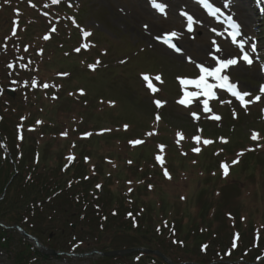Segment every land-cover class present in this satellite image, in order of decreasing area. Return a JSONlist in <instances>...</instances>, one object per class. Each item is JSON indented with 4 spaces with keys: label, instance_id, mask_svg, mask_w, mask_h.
<instances>
[{
    "label": "rangeland",
    "instance_id": "1",
    "mask_svg": "<svg viewBox=\"0 0 264 264\" xmlns=\"http://www.w3.org/2000/svg\"><path fill=\"white\" fill-rule=\"evenodd\" d=\"M50 6L51 9H43ZM139 6V0H0V83L3 87L11 86L13 81L24 88L33 86L38 91L37 97L33 91L22 95L17 92L18 100L31 97L39 105L32 103L17 109L46 120H60L63 127L67 122L66 135L62 133L64 141L69 144L77 137L84 139L82 154L93 157L85 160H90L91 167L100 173L98 179L103 181L100 184L106 183L103 191L122 190L124 179L139 184L150 203L154 200L161 203L162 214L179 220L181 239L193 252L197 251L193 244L197 243L198 234L205 239L213 233L228 239L225 250L236 223L241 229L247 227L255 239L259 226L264 228V94L260 93V83L264 82L260 70V64L264 63V12L261 19L254 16L253 26L246 30L258 33L262 59H257L253 66L241 63L225 72L241 92L250 93L245 97L250 102L245 106L230 92L219 91L216 100L220 102L207 100L205 108V99L200 97L180 104L181 99H186L184 88L195 86L182 84L180 80L177 83L172 75L175 72L182 79L190 80L189 77L197 75L196 63L215 62L211 56L205 58L209 49H213L211 34H204L201 28L189 32L186 21L181 20L179 24L188 34L185 40L190 47L187 49L182 42L187 55H177L160 41L162 35L175 31L174 18L171 23L163 19L153 28L149 19L136 17ZM57 7L76 8L79 18L68 15L72 11L65 9L64 16L68 15L70 21L66 22L67 28L62 27L64 35L52 36L45 43V54L32 42L48 37L46 31L55 25L58 29L59 18L52 17L59 11ZM18 24L19 29L15 31ZM60 41L65 42L63 47ZM84 45L89 50L87 53ZM201 47L205 49L201 51ZM66 50H74L76 55L66 56ZM89 57L98 61L100 68L96 71L86 69L93 66ZM57 70H66L69 77L62 80H68L62 91L61 82L55 77ZM156 71H162V81L156 79L159 76ZM149 82L155 91L148 86ZM48 84L51 88L47 89L44 85ZM47 90L51 93L47 94ZM52 93L59 95L55 101L59 106L48 107L47 98ZM257 95L260 100H255ZM155 101H161V105L158 107ZM7 113L18 121L13 111ZM216 116L220 119H215ZM253 133L258 134L256 140L252 139ZM53 141L48 144L49 149L60 144ZM197 148L199 151H194ZM247 158H251L249 163ZM222 164L228 165L227 175ZM165 170L170 178L164 174ZM142 176L154 183V189L147 190L139 183ZM226 211L235 215L226 218ZM200 226H203L202 232L205 227L209 231L201 233ZM71 238L61 237L60 245L68 249L67 241ZM232 239L235 245L241 237L237 239L234 233ZM247 239L242 238L243 247L250 244L248 239L245 245ZM85 240V246L93 244L92 238L85 237ZM112 240L118 246L130 241L113 233L109 241ZM171 250L194 256L180 246L172 245ZM213 254L217 252L213 250ZM67 257L50 264L136 262L131 257L128 262L109 263L97 253ZM1 263L8 264L6 259Z\"/></svg>",
    "mask_w": 264,
    "mask_h": 264
},
{
    "label": "trees",
    "instance_id": "2",
    "mask_svg": "<svg viewBox=\"0 0 264 264\" xmlns=\"http://www.w3.org/2000/svg\"><path fill=\"white\" fill-rule=\"evenodd\" d=\"M12 108L15 110L14 106ZM9 122V118L3 121L0 137L13 154L16 167L13 169L12 163L0 154L1 222L20 225L37 236L44 245L56 250L66 248L60 245L61 237L86 236L92 238L94 244L88 247L90 250L97 248L105 252L143 246L160 249L175 262L191 259L171 250L172 245L179 244V220L162 215L159 201L150 203L140 187L131 185H125L122 190L108 188L103 191L104 187L100 190L97 187L98 178L88 173L80 161L67 164L65 155L69 150H79V145L53 146L49 149L46 135L52 128L49 124L42 133L29 132L18 140ZM87 174L89 176L85 177ZM112 233L114 236L128 237L130 244L120 247L115 240L110 242ZM198 235L197 242H200L204 237ZM80 240L82 243H78L83 245L84 239ZM215 245L221 246L218 242ZM72 246L73 243L68 244V247ZM80 247V251L84 250ZM139 254L140 261L150 259L155 264H163L155 255ZM132 255L103 259L114 263ZM60 258L40 251L17 229L0 226V264L2 259H6L8 264H47ZM192 261L189 264L211 262L207 260L206 253L196 254Z\"/></svg>",
    "mask_w": 264,
    "mask_h": 264
},
{
    "label": "snow or ice",
    "instance_id": "3",
    "mask_svg": "<svg viewBox=\"0 0 264 264\" xmlns=\"http://www.w3.org/2000/svg\"><path fill=\"white\" fill-rule=\"evenodd\" d=\"M54 2H59V0H54ZM151 2H152V6L156 10H158L161 14H165L166 15V9H167V5L166 4L160 2V0H151ZM200 2L202 4L208 6V10H209V12H210V14L212 16H217L219 13L222 12L221 8H217V7H214V6H209L208 5V0H200ZM228 2L230 4L231 0H228ZM225 6H227V5H225ZM181 15L186 20V25H187L188 31L189 32L193 31L194 30L193 26L196 23H198V22L195 20V18L192 15H190L187 12H182ZM227 20H228L229 25H230V27L232 29V32L230 33L231 38H232V42L235 43L237 45V47L241 50L242 55L240 57L220 59L216 55V53H210V56L216 62L217 66L214 67V68H208V67H205L203 64L198 65V67L200 68L201 73H202L200 75V77L197 80H195V81L178 78V79H180V82L182 84H193L194 83L198 88L199 87L203 88L205 95H210L212 93V89H213L214 85L209 84V83L206 82V76L204 75L205 73L208 74V75L216 76L217 79L221 82L220 86L223 87V86H225V82H227L229 78L226 75H220L222 73V71H224L226 68H228L230 66L236 65L240 60H243V62L247 63L249 66L253 63V59H252L251 53L246 50V45L248 44V41H246L244 39H241L242 32H241L240 24L236 20H234L231 15L227 16ZM212 31H216V30L212 29ZM84 35L87 36V35H90V33H84ZM178 35L179 34L177 32L173 31L171 33H166L164 35L163 39H164L165 43H167L170 47L176 48V45L172 42V40H173V38H177ZM44 38L48 39L47 36H45ZM158 39H159V37H158ZM213 46L216 48L217 52H219L221 50L219 45L216 44L215 41H213ZM251 48H252V51H255L256 50V45L253 43L251 45ZM176 50L180 51V49H178V48H176ZM77 51H79V49H77ZM144 79L146 81L149 80L147 75L144 76ZM156 79L159 80L160 77L157 76ZM44 86L48 87V85H44ZM148 86L150 88H153V91H155V88L153 87V85L150 82H149ZM227 87H228V90L231 91L234 96H236L243 104H245V106L247 105V103L250 102V101H246L245 100V97L249 96L250 93L239 91L238 89H236L235 85H233L231 83H228ZM260 93L264 94V85L260 86ZM187 95L188 96H193V95H196V93H187ZM255 100H260V96L257 95L255 97ZM155 103H156V105L158 107L161 105V101H155ZM179 103L180 104H186V103H188V100L187 99H181L179 101ZM204 104H205V108H207L208 101L205 100ZM214 118L217 119V120L220 119V117H218V116H216ZM157 119H159V116H157ZM65 135H66V133H65ZM257 138H258V134L253 133L252 139L256 140ZM195 139L198 141L200 139V137L197 136V137H195ZM131 143L138 144V143H140V141H133ZM205 143H211V141H205ZM194 151H199V149L198 148L194 149ZM71 158L72 157H69V159H71ZM157 159H160V157H157ZM233 163L234 164L238 163V161H233ZM221 166L224 169V174L227 175L228 174V165L227 164H222ZM164 174L166 176H169V173L167 172V170H165ZM169 178H170V176H169ZM97 187H99V185ZM237 239H238V234H237ZM203 247L206 249L207 245H205Z\"/></svg>",
    "mask_w": 264,
    "mask_h": 264
},
{
    "label": "bare ground",
    "instance_id": "4",
    "mask_svg": "<svg viewBox=\"0 0 264 264\" xmlns=\"http://www.w3.org/2000/svg\"><path fill=\"white\" fill-rule=\"evenodd\" d=\"M164 4L167 5L168 8V16L169 18L173 19L175 22H179L181 18L182 12H187L190 15H192L195 20L198 22L199 26L204 28V34L211 33L216 34L219 33L220 36L223 35V30L221 25H217L211 20H208L206 17L203 16V14L200 12L199 7L192 1V0H161ZM140 2V12H136V17L139 16L145 17L149 19L151 26L154 28L156 26V23H162V18L156 15L152 9L149 7L148 0H139ZM231 2H233L231 0ZM232 10L236 11L238 14V17L241 19L243 24L245 26H248L252 23L251 20H253V11L251 8V5L248 1L242 2L238 0L237 4L234 5L232 3ZM183 17V16H182ZM212 29H215L216 31H212ZM182 35H185V37H188V35L184 32H180ZM184 45H186L187 49L190 47V43L188 40H185L184 37H180ZM204 48H200L201 51H203ZM199 50V52H200ZM185 53V51L183 52ZM224 53L227 54V50H224Z\"/></svg>",
    "mask_w": 264,
    "mask_h": 264
},
{
    "label": "water",
    "instance_id": "5",
    "mask_svg": "<svg viewBox=\"0 0 264 264\" xmlns=\"http://www.w3.org/2000/svg\"><path fill=\"white\" fill-rule=\"evenodd\" d=\"M24 235L27 236V237H31L28 233H25V232H24ZM31 238L37 242V239L35 237H31ZM51 252L53 254H56V252H54V251H51ZM108 254L109 255H113V254H115V252H109Z\"/></svg>",
    "mask_w": 264,
    "mask_h": 264
}]
</instances>
